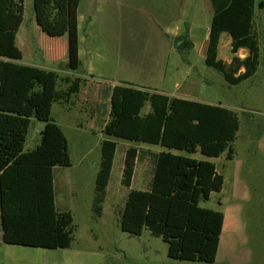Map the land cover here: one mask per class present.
I'll return each mask as SVG.
<instances>
[{
    "label": "trees",
    "instance_id": "obj_1",
    "mask_svg": "<svg viewBox=\"0 0 264 264\" xmlns=\"http://www.w3.org/2000/svg\"><path fill=\"white\" fill-rule=\"evenodd\" d=\"M24 0H0V224L2 242L9 245L68 249L73 242V217L58 211L54 199L55 167H69L67 140L51 118L54 102H67L79 91L80 78H59L51 70L19 64L15 43L23 20ZM79 0H32L35 20L52 38L67 36L68 69L79 68L77 7ZM204 64L221 73L230 85L250 78L258 66L253 30L255 0H210ZM222 33L230 37L233 57L218 59ZM246 49L247 55L235 54ZM66 85L56 89L57 81ZM108 118L100 144V162L94 180L91 210L101 216L116 150V139L160 146L148 152L152 177L147 190L132 189L136 147L125 150L121 185L128 189L120 229L135 236L144 228L167 244L170 259L211 264L216 258L223 214L202 208L219 193L223 178L210 158L233 157L239 128L236 113L221 105L169 97L128 83L108 88ZM148 103L150 110L141 114ZM104 104V103H103ZM105 105V104H104ZM44 122L39 144L24 152L30 118ZM206 159H197L195 154Z\"/></svg>",
    "mask_w": 264,
    "mask_h": 264
},
{
    "label": "rangeland",
    "instance_id": "obj_2",
    "mask_svg": "<svg viewBox=\"0 0 264 264\" xmlns=\"http://www.w3.org/2000/svg\"><path fill=\"white\" fill-rule=\"evenodd\" d=\"M23 5V20L16 34V45L23 56L22 64H39L42 56L51 53L58 59L54 64L60 70L58 75H62L68 70L64 49L67 36H47L36 23L32 0H24ZM120 18L135 31L134 40L122 48L130 52L132 60L129 63L135 68L126 67V61L118 55L111 58L110 45L96 49L94 61H104L102 65L105 69L110 66L106 64L112 63L111 67L118 70L120 78L142 79L151 62L148 58L156 55L159 73L165 72V90L175 94L185 93L237 114L239 128L232 144L233 157L225 160V172L232 173L234 191L225 187L221 194L214 193L207 201H200L199 206L225 214L229 212L230 216L240 221L233 234L221 235L216 258L211 264H264V0H255L254 8L257 70L237 85L228 84L221 73L204 64L207 45L204 16L190 30L195 48L183 44L179 51H169V44L162 41L149 42L153 38L149 32L156 31L150 27L144 14L123 12ZM199 48L202 49L201 55ZM247 53L246 49H240L235 55L244 58ZM232 57L230 37L223 33L219 40L218 58L227 64ZM98 85L88 89L85 83L81 84L78 94L72 95L67 102H54L51 108L53 122L66 137L71 164L56 168L53 175L55 198L73 217L74 237L70 248L50 250L5 244L0 224V264H208L168 258L167 244L161 238L152 236L146 228L139 236L120 229V216L128 194V189L121 185L125 150L134 146L141 152L142 160L135 166L131 188L147 190L152 177L147 155L148 152L163 150L160 146L115 140L116 151L102 204L103 213L99 217L93 214L91 204L101 158L100 144L107 138L102 133V127L109 109L107 84L99 81ZM65 88L66 85L58 80L56 89L62 91ZM149 110L150 106L146 103L141 114ZM44 124L34 117L30 118L24 152L39 144ZM194 156L201 157L199 153ZM214 162L221 168L219 160ZM237 180L241 188L238 193Z\"/></svg>",
    "mask_w": 264,
    "mask_h": 264
},
{
    "label": "crops",
    "instance_id": "obj_3",
    "mask_svg": "<svg viewBox=\"0 0 264 264\" xmlns=\"http://www.w3.org/2000/svg\"><path fill=\"white\" fill-rule=\"evenodd\" d=\"M123 12H127L130 14H144L147 17L146 21L148 22L150 27H154V30L156 31V33L154 31L149 32V36L153 37L149 42L159 43V41H162L163 43L169 44V51H179L183 44H187L189 45V47H192L194 49L195 44L191 38L190 30L195 26V23L200 19V17L204 16V28L206 30L205 37L207 38L208 42L209 25L213 15V8L210 0H79L77 7V37L78 58L80 65L79 68L74 72L68 69L67 71L63 72L62 75H58L59 78H80L81 81L79 91L76 94L81 91V84L85 83V86L88 89H92L96 88V86L99 84V81H105L108 88H112L113 86L118 84L128 83L135 86L136 88L148 92H155L167 95L169 97H178L209 104L208 102L198 100V98L189 96L185 93L175 94L173 92L165 90L163 88L165 72L161 73L160 71L159 73V66L157 65L158 58L156 55H151L148 58L149 60H151V62L149 64V67L147 68L146 74L142 79L128 77L120 78L118 70L111 67L112 63L106 64L107 67L109 65L110 66L108 69H105V67H103L104 65H102L104 61L102 63L94 61L93 55L96 49H104V46L107 47L108 45H110L112 54L111 58L118 55L124 61H126L125 66L130 65V69L135 68L134 64L129 63L132 60L129 54L130 52H128V50L126 49H122L123 45L131 43L134 40L133 38L135 36V31L132 28H128L126 21L120 18V15ZM81 29L83 32L82 35H80ZM158 38H160V40H158ZM64 49L66 50L67 54V44L66 47L64 46ZM201 51L202 49L199 48L198 53L200 55L202 53ZM57 60L58 59H56L55 55L50 53L49 55H44V57L42 56V58H40L39 64H31L30 66H34L44 70H51L58 74L60 73V70H58L57 66H55L54 64ZM22 61L23 56L20 61H17V63L22 64ZM110 67L112 69L111 71ZM175 86H177V84H175ZM82 102L84 103L85 101L83 100ZM197 159L206 158L201 156ZM208 160L214 163L217 174L221 175L223 178V184L219 194L223 192V189L225 187L227 189L232 188L231 190H233L234 187L232 186H234V183L231 178L232 173H228L227 171L225 172V160H227L225 154L221 155L218 158H210ZM214 160L220 161L219 165L221 168H218L216 166ZM56 168L58 167H55L53 169V175ZM239 189L241 188L239 187L237 180V193ZM227 192H229V190ZM212 196H214V193H212L209 198H211ZM54 199L55 207L58 211H68L65 210L61 202H58V200L55 198V180ZM222 214L223 225L221 235H227L229 233L233 234L234 230L240 225L239 219L237 217L230 216L229 212H227V214L222 212Z\"/></svg>",
    "mask_w": 264,
    "mask_h": 264
}]
</instances>
